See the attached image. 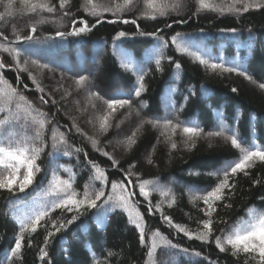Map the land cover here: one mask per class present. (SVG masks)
<instances>
[{"label":"trees","instance_id":"16d2710c","mask_svg":"<svg viewBox=\"0 0 264 264\" xmlns=\"http://www.w3.org/2000/svg\"><path fill=\"white\" fill-rule=\"evenodd\" d=\"M52 2L58 6V0ZM101 2L107 3L108 0ZM81 3L82 0H72L69 9L73 13L71 18L86 17L94 23V19L87 17L81 10ZM14 7H20L19 0H16ZM144 10L142 0H138L122 15L123 18L132 19ZM3 11L4 8L0 5V12ZM195 11L193 0H183V6L178 13L156 20L140 19L138 23L146 33L154 32L157 28L164 29L162 35L165 39L176 33L183 34L185 40L182 43L195 44L206 50L215 62H225L226 67L240 65L252 77V81L237 73L210 71L193 57L176 51L171 43L163 49V70L158 71L155 64L157 42L148 36H136L121 44L131 54L135 66L142 69L140 74L146 73V90L136 97L134 84L137 73L122 66L121 58L113 48V37L118 31L131 34L136 32V27L132 24L108 23L107 21L113 19L111 13H104V22L90 33L79 37L66 36L63 40L55 38V32L68 31L70 19L66 18L61 23L38 24L37 31L33 33L38 42L17 45L20 49V63L28 61V71L43 86L44 92L36 91L28 77V71L18 72L14 67H5L0 69V74L31 101L35 108L47 113L51 123L47 126L46 139L51 136L52 127L55 125L60 132L67 133L70 145L80 147L82 151L72 156L57 154L50 162L48 153L53 152V148L48 140L46 150L38 161L46 171L38 175L34 185L25 193L19 194L23 203L14 208L8 202L9 193L0 190V264H145L147 248L141 247L138 231L128 223L127 215L119 209L109 212L107 223L102 228L97 227V223L104 219L103 210L88 209L79 221L50 238L46 247L48 256L43 261L39 259V248L44 246L45 228L32 234L31 245L27 243L26 235L22 258L9 260L5 257L6 251L10 255L11 247L15 243L14 234L19 231L17 222L12 219L13 212L15 215L26 214L48 203L42 189L47 186L53 168L71 167L76 173L74 188L78 193H83L84 185L91 175V169L85 167L84 152L88 153L89 160L107 169L109 184L106 191L110 190L112 180L123 178L120 169L127 170L129 165L134 164L135 173H139L143 179L158 181L160 187L170 193L168 200H164L159 192H153L150 197L153 205L160 201L164 214L172 217L175 223L185 225L193 231L197 229V220L205 218L199 211L204 205L202 201H196L194 206L190 202V196L203 195L204 191L211 190L217 183V178L208 173L222 169L225 162L238 157V152L232 148L230 142L221 137L203 135L196 139L195 146L189 150L184 147V137L179 130L172 137L178 147L169 151V145L160 136L161 129H153L147 124L138 132L137 143L125 151L122 142L132 134L141 120L160 118L161 123L164 119L189 122L188 126H198L203 133L219 131L222 124L226 131L230 127L237 128L238 134L246 143L254 141L257 145L264 146V89L258 87L264 83V9L250 10L240 16H222L211 11H202L193 16ZM40 15L48 19L53 17L49 13ZM59 16L58 11L55 14L56 19ZM38 19L39 15L36 13L17 12L12 17L0 20V32L10 41L15 39L13 29L26 36L29 34L30 25ZM179 19L187 22L174 24L171 30L165 28V25ZM230 28L237 29V32L233 34L220 31ZM250 33L254 39L249 38ZM189 36L192 39H187ZM45 37L54 39H44ZM0 42H3L2 37ZM249 44L254 46L251 52ZM167 57H172V60L169 61ZM34 59L40 64H47L48 69L42 70L33 66L31 60ZM0 60L6 65L13 64L11 56L6 53L0 52ZM176 62L181 64L180 70L174 68ZM79 76H86L88 79L84 87L77 89L74 80ZM232 88L237 91L233 93ZM90 92L105 99H128L132 107L130 109L125 106L118 110L111 119V127L101 134L99 119L103 116L106 105L95 96L89 97ZM117 93L124 95H116ZM41 95L48 100L47 104L40 102ZM53 100L55 104L52 103ZM141 101L147 102L143 108L140 107ZM20 103L27 107L26 102ZM136 111H139V115ZM73 120L83 133L99 141L100 149L109 152L119 161V168H112L111 161L95 151L84 135L77 133L75 129L68 132ZM153 145H156L155 150ZM63 151L62 146L60 152ZM149 156L153 161L151 164L147 162ZM59 174L65 179L69 176L63 171H59ZM253 181L258 183L253 184ZM100 186L99 181L95 182L96 188ZM133 190L137 193L135 199L140 201V211L145 216L149 233L159 230L182 248L201 253V257H186L175 250L161 249L154 258H149L150 264H209V261H214L215 264H245L246 258L243 255L233 257L230 249L221 253L215 246V236L212 242L204 244L196 239L189 240L183 233L176 234L174 229L162 222L160 213H147V204L138 195V189ZM173 199L175 203L168 207ZM226 204L231 207L226 208ZM249 208L264 210V163L261 162H257L249 171L248 177L239 174L234 191L227 194L224 201L217 202L214 219H223L227 223H217L214 226L215 235H220L219 229L229 228L242 220ZM51 215L53 219L67 220L72 213L57 209ZM48 228L52 230L50 224Z\"/></svg>","mask_w":264,"mask_h":264},{"label":"snow or ice","instance_id":"6c2138e0","mask_svg":"<svg viewBox=\"0 0 264 264\" xmlns=\"http://www.w3.org/2000/svg\"><path fill=\"white\" fill-rule=\"evenodd\" d=\"M15 2L16 0H0V5L4 8V11L0 12V20H4L5 17H12L17 12L36 13L39 15V19L30 25L29 34L26 36L18 34L13 29L15 39L10 41L7 36H4L3 32H0V37L3 39V42H0V52L9 54L13 60L11 65H6L0 60V69L14 67L18 72L28 71V61L26 60L24 64L20 63V49L17 45L20 43L38 42L33 35L37 31L38 24L61 23L66 18L70 19L68 31L55 32V38L63 40L66 36L79 37L90 33L96 26L104 22V13H111L113 19L107 21L108 23L132 24L136 27V32L134 33L129 34L125 31H118L113 37V48L120 56L122 66L128 71L137 73L134 84L136 97H139L146 90L144 83L146 73L144 75L140 74L142 69L135 66L131 54L121 47L122 43L129 39H134L136 36H148L157 42L158 52L155 64L158 71L163 70L161 67V61L165 59L163 49L169 47L171 43V45L175 46L176 51L193 57L210 71L237 73L252 81V77L246 70H242L240 65L226 67L225 62H215L207 54L206 50L195 44L182 43L181 41L185 40V37L181 33H176L165 39L164 35H162L164 29L157 28L154 32L146 33L140 28L138 23L140 19L156 20L159 17L169 16L171 13H178L183 6V0H142L145 10L132 19L123 18L122 14L129 11L138 0H108L107 3H103L101 0H82L81 10L87 14V17H92L95 21L94 23H91L86 17L71 18L73 13L69 9L72 0H58V6L52 0H19V8L14 7ZM193 2L196 5V11L193 12V16L199 15L202 11L216 12L222 16L225 14L240 16L250 10L264 9V0H219V2L217 0H193ZM58 11L60 16L59 19H56L55 14ZM42 13L53 14V17L48 19L40 15ZM186 22L183 19L173 20L172 23L165 25V28L171 30L174 24ZM220 31L235 34L237 29H221ZM249 38L254 39L251 37V33ZM44 39H54V37H45ZM187 39L190 40L192 37L189 36ZM99 43L98 41L97 46H99ZM253 47L252 44H249L250 52ZM193 48L196 50L193 51ZM167 59L171 61L172 57H167ZM31 64L42 70L49 67L47 64H40L35 59L31 60ZM181 67L179 62L174 64L176 70H180ZM28 77L32 80L36 91L43 93V86L37 81L31 71H28ZM87 79L88 77L86 76L76 78L74 80L76 88L84 87ZM0 85H6V87H0V117H2L0 118V190H6L9 193L8 202L15 208L23 203L19 194L25 193L26 190L34 185L38 175L46 171L38 161L46 150L48 140L51 141L53 148V152L48 153L50 162L57 154L63 156L78 155L82 149L70 145L67 133L60 132L58 126L55 125L52 127L51 136L46 139L47 126L51 123L47 113L35 108L32 102L27 100L16 87H13L2 74H0ZM258 87L264 89V83L259 84ZM231 91L235 93L237 89L232 88ZM65 95H68V93L65 92ZM116 95L124 94L117 93ZM94 96L106 105L104 114L99 119V132L101 134L108 131L111 127V119L118 110L125 106L130 109L132 107L131 101L128 99H105L97 93H89V97ZM39 100L42 104L48 103V100L43 95L39 97ZM21 101L26 102L27 107H24L20 103ZM52 103L55 104L56 102L53 100ZM146 105L147 102L141 101V108ZM136 114L139 115V111H136ZM188 123L173 122L169 119H164L161 123L160 118H146L140 121L137 128L122 143L125 146V151L130 150L137 143L138 132L145 124L151 125L153 129H161L160 136H163L165 143L169 145V151L178 147L177 143L172 139L178 130L184 137V147L189 150L195 146L196 139L202 135L204 137H221L226 142H230L232 148L238 152V157L230 162H225L222 169L208 173V175L217 178V183L214 187H211V190L204 191L203 195L193 194L190 196V202L194 206L196 201H202L204 205L199 211L203 213L205 218L197 220V229L195 231L185 225L175 223L172 217L165 215L160 201L153 205L150 198L153 192H159L164 200H168L170 193L168 190L161 188L158 181L143 179L139 173H135L133 169L136 165H129L127 170L120 169L123 178L112 180L110 190L106 191V186L109 184L107 169L89 160L88 153L84 152L85 167L91 169V175L88 182L84 185L83 193H78L74 188L73 181L76 173L72 171L71 167L57 166L53 168L47 186L42 189V194L47 198L48 203L26 214L15 215L13 212L12 219L17 222L19 231L14 234L15 243L11 247L10 255L6 251L5 257L9 260L22 258V248L26 235L28 237L27 243L31 245L32 234L36 233L40 228H45L44 246L39 248V259L43 261L48 256L46 247L50 243V238L79 221L88 209L103 210L104 219L99 220L97 223L99 228L105 227L109 212L119 209L125 213L128 223L133 225L139 233L141 247L147 248L145 264H150L149 258H154L161 249L175 250L186 257H201L200 252L182 248L180 245L173 243L171 239L159 230H154L150 233L147 231L145 216L139 207L140 201L135 199L137 193L133 190L138 189V195L147 204V213L149 215L156 212L160 213L162 222L169 228L174 229L176 234L183 233L189 240L196 239L204 244L212 242V238L215 236V246L221 253L230 249L233 257L238 258L243 255L246 258L245 264H264V213H257L254 208H249L247 220H239L229 228L219 229L220 235H215L216 229L214 227L217 223H227L223 219H214V213L217 212V202L224 201L226 195L234 191L236 178L239 174L248 177L249 171L257 162L264 163V146L257 145L254 141L246 143L235 127H230L226 131L221 124L219 131L203 133L200 127L188 126ZM117 127H119V123ZM73 129L77 133L84 135L93 145L95 151L110 160L112 168H119V161L109 152L100 149L99 141L95 137H89L83 133L74 120L71 126L68 127V132L70 133ZM160 136L157 137V143L160 142ZM62 146L64 151L61 153L60 149ZM155 147L156 145H153V150H155ZM147 162L149 164L153 163L151 156L148 157ZM58 169L68 173V178H63L59 174ZM133 177H135V180H133ZM97 181L101 185L99 188L95 187V182ZM256 183L258 181H253V184ZM174 203L173 199L168 203V207H172ZM225 207L230 208L231 205L226 204ZM57 209L62 212L72 213L71 218L67 220L62 218L53 219L51 214ZM49 224L52 230H49ZM111 254L109 253V255ZM202 258L207 259V257ZM209 264H215V262L209 261Z\"/></svg>","mask_w":264,"mask_h":264},{"label":"rangeland","instance_id":"374dc122","mask_svg":"<svg viewBox=\"0 0 264 264\" xmlns=\"http://www.w3.org/2000/svg\"><path fill=\"white\" fill-rule=\"evenodd\" d=\"M254 209L257 211V213H264V210H258L256 208H254ZM247 213H248V211L246 212V215H245V217L242 220H247L248 219Z\"/></svg>","mask_w":264,"mask_h":264}]
</instances>
